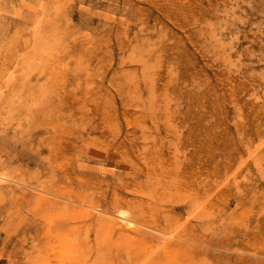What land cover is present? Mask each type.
Returning a JSON list of instances; mask_svg holds the SVG:
<instances>
[{"label":"rangeland","instance_id":"obj_1","mask_svg":"<svg viewBox=\"0 0 264 264\" xmlns=\"http://www.w3.org/2000/svg\"><path fill=\"white\" fill-rule=\"evenodd\" d=\"M0 264H264V0H0Z\"/></svg>","mask_w":264,"mask_h":264},{"label":"bare ground","instance_id":"obj_2","mask_svg":"<svg viewBox=\"0 0 264 264\" xmlns=\"http://www.w3.org/2000/svg\"><path fill=\"white\" fill-rule=\"evenodd\" d=\"M98 210V209H97ZM118 218L119 219H121L122 221H124L125 222V224H127V225H131L133 222L128 218V217H126V215L125 214H120V215H118ZM114 223H116L115 221H114ZM86 229V228H85Z\"/></svg>","mask_w":264,"mask_h":264}]
</instances>
